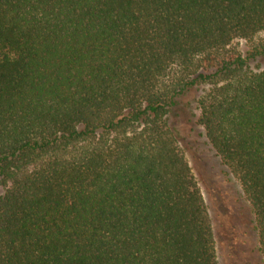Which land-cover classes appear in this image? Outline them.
I'll return each mask as SVG.
<instances>
[{
  "label": "trees",
  "instance_id": "1",
  "mask_svg": "<svg viewBox=\"0 0 264 264\" xmlns=\"http://www.w3.org/2000/svg\"><path fill=\"white\" fill-rule=\"evenodd\" d=\"M263 58L264 0H0V264H220L185 102L264 262Z\"/></svg>",
  "mask_w": 264,
  "mask_h": 264
},
{
  "label": "rangeland",
  "instance_id": "2",
  "mask_svg": "<svg viewBox=\"0 0 264 264\" xmlns=\"http://www.w3.org/2000/svg\"><path fill=\"white\" fill-rule=\"evenodd\" d=\"M262 63L264 58L252 61ZM193 91L182 101L193 100ZM186 103V102H185ZM181 103V113L172 117L180 132L181 145L201 187L213 223L220 264H264L249 202L238 181L208 142L196 111Z\"/></svg>",
  "mask_w": 264,
  "mask_h": 264
}]
</instances>
